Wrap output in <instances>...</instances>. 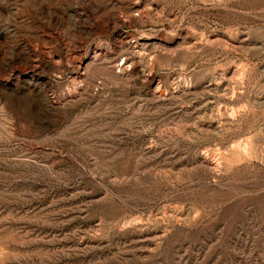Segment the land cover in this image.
<instances>
[{
    "label": "rangeland",
    "instance_id": "1",
    "mask_svg": "<svg viewBox=\"0 0 264 264\" xmlns=\"http://www.w3.org/2000/svg\"><path fill=\"white\" fill-rule=\"evenodd\" d=\"M0 264H264V0H0Z\"/></svg>",
    "mask_w": 264,
    "mask_h": 264
}]
</instances>
